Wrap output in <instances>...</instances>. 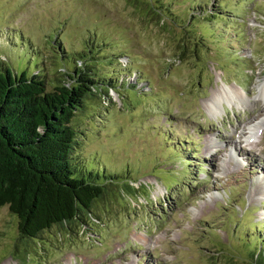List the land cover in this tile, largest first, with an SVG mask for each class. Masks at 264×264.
<instances>
[{
    "label": "rangeland",
    "instance_id": "374dc122",
    "mask_svg": "<svg viewBox=\"0 0 264 264\" xmlns=\"http://www.w3.org/2000/svg\"><path fill=\"white\" fill-rule=\"evenodd\" d=\"M78 65L105 86L71 164L111 185L37 239L0 206V264H257L264 0H0V68L52 90Z\"/></svg>",
    "mask_w": 264,
    "mask_h": 264
},
{
    "label": "trees",
    "instance_id": "16d2710c",
    "mask_svg": "<svg viewBox=\"0 0 264 264\" xmlns=\"http://www.w3.org/2000/svg\"><path fill=\"white\" fill-rule=\"evenodd\" d=\"M0 69V206L15 217L18 238L37 239L53 226L92 218L94 202L111 182L98 183L85 168L75 170L70 121L84 98L105 83L97 87L87 66L78 65L67 82L47 90L42 74L11 76ZM261 245L257 255L251 252L257 264H264Z\"/></svg>",
    "mask_w": 264,
    "mask_h": 264
},
{
    "label": "bare ground",
    "instance_id": "6f19581e",
    "mask_svg": "<svg viewBox=\"0 0 264 264\" xmlns=\"http://www.w3.org/2000/svg\"><path fill=\"white\" fill-rule=\"evenodd\" d=\"M216 98V96H212V99H215ZM240 126H237V128H239ZM240 133H241V131H240ZM230 143V142H229ZM250 146V145H249ZM234 148L235 147H233V151L235 152V150H234ZM218 151V150H217ZM237 153V152H236Z\"/></svg>",
    "mask_w": 264,
    "mask_h": 264
}]
</instances>
